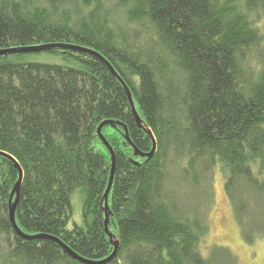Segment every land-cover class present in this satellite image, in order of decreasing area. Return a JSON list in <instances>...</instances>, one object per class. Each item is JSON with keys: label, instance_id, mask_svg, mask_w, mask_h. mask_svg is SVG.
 <instances>
[{"label": "trees", "instance_id": "1", "mask_svg": "<svg viewBox=\"0 0 264 264\" xmlns=\"http://www.w3.org/2000/svg\"><path fill=\"white\" fill-rule=\"evenodd\" d=\"M55 44L0 53V264H87L19 236L16 194L22 232L86 259L240 264L200 245L217 162L242 239L264 240V0H0V51Z\"/></svg>", "mask_w": 264, "mask_h": 264}, {"label": "rangeland", "instance_id": "2", "mask_svg": "<svg viewBox=\"0 0 264 264\" xmlns=\"http://www.w3.org/2000/svg\"><path fill=\"white\" fill-rule=\"evenodd\" d=\"M36 60L41 62H58L55 57L46 54L38 55ZM224 179L220 169V162L214 168V201L210 210V231L201 243V253L206 256L209 246L219 244L229 247L238 257L240 264H264V240H257L252 244L246 243L240 234L231 204L225 194ZM73 214L69 226L81 220V202L78 192L72 195Z\"/></svg>", "mask_w": 264, "mask_h": 264}, {"label": "water", "instance_id": "3", "mask_svg": "<svg viewBox=\"0 0 264 264\" xmlns=\"http://www.w3.org/2000/svg\"><path fill=\"white\" fill-rule=\"evenodd\" d=\"M57 46H61V47H71V46H68V45H60V44H55V45H42V46H34V47H21V48H10V49H4V50H1L0 53H13V52H29V51H34V50H41V49H44V48H48V47H57ZM76 48V47H74ZM96 54V53H95ZM96 55H99V54H96ZM99 57L106 63V65L109 67V69L112 71V73L114 75H116V73L114 72V70L112 69V67L108 64V62L103 58L101 57V55H99ZM118 79L121 81L122 84L123 81L120 79V77H118ZM125 85V84H124ZM126 88V91H127V95H128V98H129V101H130V105H131V110L135 116V119L138 121L139 117L136 113V110H135V107H134V104H133V101L131 99V94L129 92V90ZM107 121L105 122H102L101 124H99L98 128H97V133L100 137V139L103 141V143L108 147V149L110 150L111 152V160H112V168H111V172H110V177H109V182H108V185H107V188H106V191H105V194H104V211H105V221H104V226H105V230L106 232L108 233L109 237L112 238V234L109 232L108 230V206H107V196H108V193H109V190H110V187L112 185V181H113V176H114V162H115V157H114V153L112 151V149L110 148V146L108 145L107 141L105 140V138L102 136L101 132H100V129H101V126L104 125ZM125 139L130 143L129 141V138L128 136H125ZM155 148V144L153 145L152 147V150L150 153H140L137 151V149H135L136 153L140 154V155H150L153 150ZM17 169H18V175H19V178H18V181L11 193V195L14 193V191H16L18 189V185L20 184L21 182V179H22V170L20 168V166L17 164ZM15 204H12V208L10 210V213H9V218H10V221L16 231V233L23 237V238H26V239H31V238H36V237H47V238H50V239H53L55 240L62 248L65 252H67V254H69L71 257H73L74 259L78 260V261H81L83 263H87V264H104L108 261H110L116 254V249H117V244L114 243V250L113 252L106 258L104 259H99V260H90V259H86V258H83L81 257L80 255H78L76 252H74L70 247H68L66 244H64L61 240L55 238V237H52V236H47V235H44V234H40V235H34V236H31L29 234H26L24 232H22L16 222H15V216H14V210H15Z\"/></svg>", "mask_w": 264, "mask_h": 264}, {"label": "bare ground", "instance_id": "4", "mask_svg": "<svg viewBox=\"0 0 264 264\" xmlns=\"http://www.w3.org/2000/svg\"><path fill=\"white\" fill-rule=\"evenodd\" d=\"M9 49H10V48H9ZM130 106H131V105H130ZM105 140H106V139H105ZM107 143H108V142H107ZM18 178H19V176H18ZM17 181H18V179H17ZM20 183H21V182H20ZM18 187H19V185H18ZM17 190H18V189H17ZM17 190L14 191L13 194H15V193L17 192ZM12 191H13V190H12ZM11 193H12V192H11ZM13 194H12V195H13ZM12 195L10 196V199L12 198ZM16 202H17V194H16V196H15V199H14V201H13V204L16 203ZM11 206H12V205H11ZM11 206H10V209H9V213H10V210H11V208H12ZM15 206H16V204H15ZM14 216H15V210H14ZM9 219H10V218H9ZM15 222H16V221H15ZM31 236H34V235H31Z\"/></svg>", "mask_w": 264, "mask_h": 264}]
</instances>
